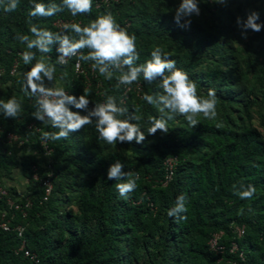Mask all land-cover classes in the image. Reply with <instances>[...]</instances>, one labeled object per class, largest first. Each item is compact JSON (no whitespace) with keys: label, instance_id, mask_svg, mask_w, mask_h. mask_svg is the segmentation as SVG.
Returning <instances> with one entry per match:
<instances>
[{"label":"trees","instance_id":"obj_1","mask_svg":"<svg viewBox=\"0 0 264 264\" xmlns=\"http://www.w3.org/2000/svg\"><path fill=\"white\" fill-rule=\"evenodd\" d=\"M37 2L62 5V0ZM180 2L92 0L91 12L86 14L72 16L63 7L54 16L35 18L29 16L30 0H19L11 13L0 4V101L15 97L22 102L17 118L5 117L0 111V190L5 192L0 194V222L6 221L9 227L8 231L0 229V264H32L16 252L21 241L36 256L37 264H264V138L249 123L254 92L258 104L264 105V6L248 7L245 0H197L199 15L182 18L178 25L174 15ZM250 11L259 13L257 23L262 27L259 32H246L243 45L250 59L245 62L236 46L242 38L236 21L237 17L246 19ZM107 12L136 37L137 64L151 59V52L159 46L196 83L198 95L206 97L209 89H215L216 120L201 114L192 128L182 115H176L167 122L166 133L157 130L149 135V117L160 118L165 113L142 97L162 92L159 78L147 83L141 76L133 83L139 84L138 94L132 90L123 94L119 71L108 80L93 70L94 62L81 61L88 80L85 86L83 76L55 63L58 43L51 45L50 53L41 54L17 38H34L32 24L75 38V33L57 30L53 23L71 21L68 25L84 27ZM186 19H190L187 25ZM25 51L46 56L62 70L59 76L66 72L61 86L69 95L87 96L89 109L111 95L118 106L127 109L126 116H141L130 122L139 124L144 141L108 145L98 139L94 123L70 132L68 139H42L44 132L58 129L35 119V98L14 88L18 71L32 66L23 63ZM81 51L87 54L89 50ZM14 63L15 72L10 75ZM246 68L251 72L249 78ZM6 133L25 142L20 146L7 142ZM40 140L51 149L48 156L42 155ZM117 160L132 177L107 178L110 165ZM17 170L21 189L5 184ZM136 176V189L121 196L116 185ZM41 180L50 185L46 196ZM241 184L256 188L253 199L242 200L234 192L233 186ZM182 194L187 198L188 211L182 214L187 219L169 217L168 211ZM16 226L22 228L19 237L13 231ZM237 228L242 229L239 236ZM214 235H219L221 253L207 245ZM231 242L236 244L234 253L228 251Z\"/></svg>","mask_w":264,"mask_h":264},{"label":"clouds","instance_id":"obj_2","mask_svg":"<svg viewBox=\"0 0 264 264\" xmlns=\"http://www.w3.org/2000/svg\"><path fill=\"white\" fill-rule=\"evenodd\" d=\"M223 2V0H217ZM19 0H0L3 10L7 13L15 11L18 7ZM32 9L29 16L51 17L66 7L72 16L86 14L91 12L92 0H62V5L54 2L45 4L30 0ZM200 9L197 0H181L175 9L174 21L179 25L182 18H190L193 15H199ZM259 13L250 11L246 19L237 17V25L241 28L242 38H246V32L252 30L261 31L262 25L257 23ZM190 19L185 20L189 24ZM66 30L75 33V38L67 32H51L37 25L30 26V32L34 38L28 35L18 36V40L26 44L27 49H36L41 54H48L52 51L51 45L58 43V57L56 63L66 65L72 57H78L80 61H92L93 70H98L100 75L111 80L114 71H119V85H131L138 82L142 76L144 81L152 83L157 78L160 80L159 87L161 93L153 95L145 94L142 99L150 105L160 106L161 113H165L160 118L149 117L151 127L147 133L153 135L160 130L167 132V122L172 120L176 115H182L190 127L198 124L197 117L203 115L204 118L215 121L217 118V97L215 89H209L206 97L197 94V85L190 80L188 74L176 68L175 61L157 46L151 52V59L142 64H137L140 59L136 48V37L129 35L128 32L121 28L111 12L99 15L87 26L81 27L78 23L65 25ZM87 48L89 51L84 54L81 50ZM32 51L22 53V60L25 65L31 64L30 70L26 71L22 84V91L26 95L35 98V111L32 116L50 124L53 128L58 129L56 132H44L42 139L45 141H57L68 139L70 132L78 131L86 125L95 124V130L99 134L98 139L105 141L108 145L116 143H141L145 139V133L141 130L139 124L130 121H139V115H127V109L120 107L116 103L114 96L108 95L102 103L95 104L94 108L89 109V99L85 95L78 98L66 93L64 87L60 85L46 87L44 78L48 81L55 79L56 67L54 64L47 62V57L42 56L36 60ZM79 66V65H77ZM167 73V74H166ZM67 76L64 72L60 76L63 81ZM21 101L15 97L7 99L6 102L0 101V111L5 117L17 118L22 112ZM69 105L78 110H83L86 114L71 111ZM167 110V112H165ZM121 119L120 117H125ZM166 116V118H165ZM123 164L117 160L111 164L107 171L109 180H121L132 173L123 171ZM138 176L129 178L126 182L118 183L116 188L121 196H126L133 192L137 187ZM234 192L242 200H251L256 194V188L249 184H241L239 187L233 186ZM188 211L187 198L180 195L176 198L175 206L167 213L169 217H177L180 220H186L187 216L182 215ZM240 214H243L241 209Z\"/></svg>","mask_w":264,"mask_h":264},{"label":"built area","instance_id":"obj_3","mask_svg":"<svg viewBox=\"0 0 264 264\" xmlns=\"http://www.w3.org/2000/svg\"><path fill=\"white\" fill-rule=\"evenodd\" d=\"M103 3H106V0H103ZM69 23H71V21H61V20H56L53 25L54 27L57 29V30H60L61 28H64L65 25H68ZM59 55V54H58ZM58 55L56 56V59H55V63L57 61V57ZM58 66H68L74 75L78 76V75H81L83 76V80H84V85L87 86L88 85V80H87V77H86V72L85 70L82 68V65H81V61L78 59V57H72L71 59H69L68 63L66 65H60L58 63H56ZM79 65V66H77ZM15 67H16V63H14L13 67L11 68L9 74L12 75L14 74L15 72ZM89 72L92 73V69L89 68ZM2 73V71L0 70V74ZM129 90H132L135 94H138V92L140 91V87H139V84L138 83H135L133 85H123V94H125L127 91ZM35 131H37L35 129ZM5 140L7 142H17V145L20 146L22 145L25 141H18L17 140V137L10 134V133H6L5 136H4ZM39 146L42 150V155L43 156H48L51 149L48 148L47 144L45 143L44 140H40L39 142ZM170 161H167V163H169ZM32 179L33 180H36L37 179V176L35 173L32 174ZM41 186L44 188V195L46 196L49 192V188H50V185L48 183L47 180H41L40 182ZM0 194L1 195H5V192L3 190H0ZM7 204L10 206H13L12 202L10 200H7ZM28 206V202H26L24 204V207ZM18 206H14V208L16 209ZM5 222L1 221L0 222V229L2 231H8L9 230V227L5 224ZM13 231L16 233V235L19 237L21 235V232H22V228L20 226H16L13 228ZM235 233L239 236L241 233H242V229L241 228H237L235 230ZM219 235H214L207 243L209 249L211 251H214V252H217V253H221L222 251V246H219L217 244V239H218ZM237 250L236 248V244L231 242L230 243V248H229V253H234L235 251ZM16 252H19L22 254V256L24 258H26L30 263L32 264H37V258L34 254L30 253L28 250L24 249V246H23V241H21L20 243V246L18 247V249L16 250ZM240 259H241V253L239 252L238 255H237Z\"/></svg>","mask_w":264,"mask_h":264},{"label":"rangeland","instance_id":"obj_4","mask_svg":"<svg viewBox=\"0 0 264 264\" xmlns=\"http://www.w3.org/2000/svg\"><path fill=\"white\" fill-rule=\"evenodd\" d=\"M245 3L248 4V7L252 6V7H256L258 9H261L264 6V1L258 2L256 0H245ZM240 39L243 41L241 42ZM240 39H239V43H237L236 46L240 51V55H241L242 59L246 62L248 59H250V56H249L247 50L245 51V48L243 45L245 39L244 38H240ZM246 72H248L247 75L249 78L251 72H249V69H247V68H246ZM258 98H259V96L256 95V92H254L253 93V99H252L253 100L252 103H254V104L250 108L251 119H250L249 123L264 138V105H262L261 103L258 104ZM5 184L16 185L17 188L21 189L23 181L21 180V178L19 176V171L18 170L15 171L13 173V176H12V181L5 182Z\"/></svg>","mask_w":264,"mask_h":264},{"label":"crops","instance_id":"obj_5","mask_svg":"<svg viewBox=\"0 0 264 264\" xmlns=\"http://www.w3.org/2000/svg\"><path fill=\"white\" fill-rule=\"evenodd\" d=\"M39 59H41V56H36L32 63H35L36 60H39ZM48 63H50V62H48ZM55 67H56L55 79L53 81H48L46 77L44 78V84L46 87H51V86H56V85L61 86L62 85V81L60 80V76H59V73H61L62 70L60 68H58L57 66H55ZM26 71H28V69H25V68L18 71L17 76H16L18 78V81L15 83V86H14L15 90L22 91L21 89H22V84H23V80H24L23 74Z\"/></svg>","mask_w":264,"mask_h":264}]
</instances>
